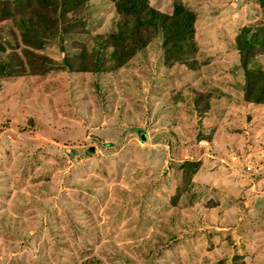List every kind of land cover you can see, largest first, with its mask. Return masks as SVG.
<instances>
[{
    "label": "rangeland",
    "instance_id": "obj_1",
    "mask_svg": "<svg viewBox=\"0 0 264 264\" xmlns=\"http://www.w3.org/2000/svg\"><path fill=\"white\" fill-rule=\"evenodd\" d=\"M103 1L35 50L46 73L0 77V264H264V108L236 87L264 0H149L195 14L197 49L156 38L114 70ZM0 40L24 57L13 22Z\"/></svg>",
    "mask_w": 264,
    "mask_h": 264
},
{
    "label": "trees",
    "instance_id": "obj_2",
    "mask_svg": "<svg viewBox=\"0 0 264 264\" xmlns=\"http://www.w3.org/2000/svg\"><path fill=\"white\" fill-rule=\"evenodd\" d=\"M92 1L0 0V25L13 22L21 31L26 46L22 57L17 51L8 52L5 43L0 40V77L22 76L26 74L29 63L32 66L34 64V74L46 73L54 61L35 50H41L59 33L86 34L85 15L91 8ZM104 1L113 5L117 16L116 32L107 36H96L107 41L113 48L112 54L104 63L106 69L114 70L124 66L156 38L163 40L164 51L168 57L190 55L197 49L196 16L182 3H176L173 13L168 14L152 7L149 0ZM252 30H246L238 39L240 66L245 73V81H240L236 87L247 104L264 108V68L250 67L254 59L258 58L255 47L248 40ZM254 31L253 42H257L261 52L259 54L264 56V26L257 27ZM70 61L67 59L72 67ZM97 68L104 67L95 65L94 69ZM236 259L240 261L239 258Z\"/></svg>",
    "mask_w": 264,
    "mask_h": 264
},
{
    "label": "crops",
    "instance_id": "obj_3",
    "mask_svg": "<svg viewBox=\"0 0 264 264\" xmlns=\"http://www.w3.org/2000/svg\"><path fill=\"white\" fill-rule=\"evenodd\" d=\"M202 168H203V165L201 166V170H202ZM200 170V171H201ZM261 185H262V189H259L258 191H255V189H253L254 190V192L256 193V195H260V196H264V184H263V182L261 183Z\"/></svg>",
    "mask_w": 264,
    "mask_h": 264
},
{
    "label": "water",
    "instance_id": "obj_4",
    "mask_svg": "<svg viewBox=\"0 0 264 264\" xmlns=\"http://www.w3.org/2000/svg\"><path fill=\"white\" fill-rule=\"evenodd\" d=\"M143 140H145V135H143Z\"/></svg>",
    "mask_w": 264,
    "mask_h": 264
}]
</instances>
